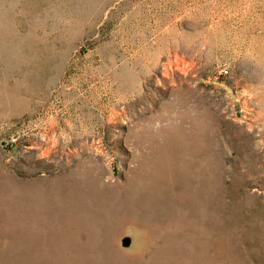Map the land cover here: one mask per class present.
Segmentation results:
<instances>
[{
  "label": "rangeland",
  "instance_id": "1",
  "mask_svg": "<svg viewBox=\"0 0 264 264\" xmlns=\"http://www.w3.org/2000/svg\"><path fill=\"white\" fill-rule=\"evenodd\" d=\"M0 264H264V0H0Z\"/></svg>",
  "mask_w": 264,
  "mask_h": 264
}]
</instances>
